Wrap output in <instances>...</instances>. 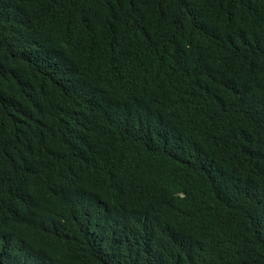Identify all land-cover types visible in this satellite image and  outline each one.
Returning a JSON list of instances; mask_svg holds the SVG:
<instances>
[{
	"label": "trees",
	"instance_id": "1",
	"mask_svg": "<svg viewBox=\"0 0 264 264\" xmlns=\"http://www.w3.org/2000/svg\"><path fill=\"white\" fill-rule=\"evenodd\" d=\"M0 264H264V0H0Z\"/></svg>",
	"mask_w": 264,
	"mask_h": 264
}]
</instances>
